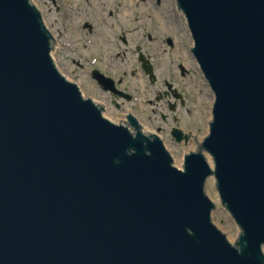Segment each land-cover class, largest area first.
I'll return each instance as SVG.
<instances>
[{"label":"water","instance_id":"95a60500","mask_svg":"<svg viewBox=\"0 0 264 264\" xmlns=\"http://www.w3.org/2000/svg\"><path fill=\"white\" fill-rule=\"evenodd\" d=\"M175 1L213 96L212 168L103 118L54 66L39 10L0 0V264H264V0Z\"/></svg>","mask_w":264,"mask_h":264},{"label":"rangeland","instance_id":"374dc122","mask_svg":"<svg viewBox=\"0 0 264 264\" xmlns=\"http://www.w3.org/2000/svg\"><path fill=\"white\" fill-rule=\"evenodd\" d=\"M29 1L40 11L41 21L53 40L50 56L54 66L67 80L79 85L81 91L84 90V87L74 77L75 70L71 59L77 50L75 47L77 41L78 49L88 53V49L92 45L91 39H95L94 36L85 38L82 33L77 32L83 18H87L88 13L93 16L91 21L97 22L94 23L95 35L104 37L107 41L106 49L109 52L107 55L120 49L109 44L110 41L114 43V40L109 35L108 27H115V24L118 25V28H115V33L126 28L130 31L134 30L133 36L135 37L142 32H151L156 39L160 37L159 42L157 41L160 46L159 52L155 55L158 57L159 63L162 65L164 61H170L169 68L173 74H176L175 65L177 62H184L189 70L187 76L182 79L177 78L185 87H188L189 102L187 106L189 108L184 112L183 117L179 116L177 122L181 121L179 129L189 137L185 142L177 143L169 135L167 136L166 132L168 133L169 126L173 125L170 121L162 125L165 133L158 136L172 157V165L178 168H182L183 156L190 151H200L204 157L211 158L200 146L203 137L208 132L213 98L197 70L195 62L190 59L188 47L192 46V41L184 15L178 10L175 0H159V3L156 0H56L55 5H52L50 0ZM165 35H169L175 40L173 48L170 49L165 45ZM96 41L99 46L100 41ZM134 43H139V41L135 40ZM100 52L106 51L101 49ZM123 69L129 83L137 85L139 90L143 86L147 87V83L143 77H140L136 61L130 53L126 52ZM80 76L83 78L84 74L81 72ZM148 119L146 115L138 119L140 126L138 131L146 134L145 130H149L152 133L156 125L160 126L161 119L158 116L154 118L157 122L156 125H152V128L146 125L145 120ZM203 192L212 202L211 222L224 234L229 243L234 244L236 223L228 220L225 205L216 202L212 175L205 179Z\"/></svg>","mask_w":264,"mask_h":264},{"label":"flooded vegetation","instance_id":"af4514ba","mask_svg":"<svg viewBox=\"0 0 264 264\" xmlns=\"http://www.w3.org/2000/svg\"><path fill=\"white\" fill-rule=\"evenodd\" d=\"M50 2L55 5L56 0H50ZM156 2L159 3V0ZM86 16L87 18H83L77 32L82 33L85 38L94 36L95 39H91L92 45L88 49V53L78 49L77 41L75 43L77 50L71 59L75 70L74 77L84 87L83 94L97 105L101 114L107 119L129 126L130 118L138 121L139 118L146 115L149 118L145 120L146 125L152 128V125H156L157 122L154 118L158 116L161 122L160 126L156 125L154 133L164 134L165 129L162 125L170 121L173 125L169 126L168 133L166 132L167 136L175 128L181 138H188V134L179 129L181 121L177 122L179 116L183 117L184 112L189 108L187 106L189 102L188 87H185L177 79H182L189 73L186 64L177 62L175 65L176 74H173L169 68L170 61H164L161 65L158 57L155 56L159 52L160 46L157 41L159 42L160 37L156 39L151 32H142L135 37L133 36L134 30L130 31L126 28L115 33V28H118L117 24L115 27H108L109 35L114 40V43L110 41L109 44L120 49L107 55L109 52L106 49V39L98 37L94 33V23L97 22L91 21L92 14L88 13ZM96 40L100 41L99 46H97ZM135 40L139 43L135 44ZM164 43L170 49L175 46V40L169 35L164 36ZM83 48L85 47L83 46ZM101 49L106 52L101 53ZM188 51L190 59L193 61L189 47ZM126 52L135 59L141 74L140 77L145 79L147 87L143 86L139 90L137 85L128 82L123 69ZM140 55L146 61L145 65L151 67L150 79L149 75L144 74L142 62L139 60ZM81 72L84 74L83 78L80 76Z\"/></svg>","mask_w":264,"mask_h":264},{"label":"bare ground","instance_id":"6f19581e","mask_svg":"<svg viewBox=\"0 0 264 264\" xmlns=\"http://www.w3.org/2000/svg\"><path fill=\"white\" fill-rule=\"evenodd\" d=\"M85 97V96H84ZM107 120H109V121H112V120H110V119H107ZM113 122H116L117 123V121H113ZM148 132H150L149 130L147 131V130H145V133H148ZM151 133V132H150ZM153 133V132H152ZM205 160L207 161V163H208V165L211 167L212 166V164H211V160H210V158H208L207 156H205ZM177 165H179L178 163H177Z\"/></svg>","mask_w":264,"mask_h":264}]
</instances>
